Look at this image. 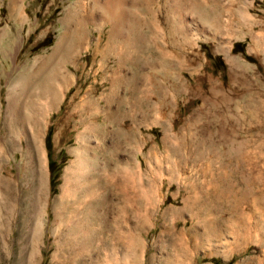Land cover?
Returning <instances> with one entry per match:
<instances>
[{"label":"rangeland","instance_id":"1","mask_svg":"<svg viewBox=\"0 0 264 264\" xmlns=\"http://www.w3.org/2000/svg\"><path fill=\"white\" fill-rule=\"evenodd\" d=\"M104 1L0 0V60L8 65L9 59L46 56L62 35L64 18L75 31L62 45L76 60L62 67L57 105L51 106L50 98L26 97H12L9 107L0 104V264H33V250L35 264H69L75 253L72 264H264V184L244 183L246 178L264 183V67L247 65L245 73L242 68L235 73L216 57L197 67L202 75L195 80L192 66L83 61L90 42L95 48L111 46L105 26L112 3ZM199 1L205 16L213 1H234L237 11L243 0H120L116 25L128 41L138 31L147 37L149 29L162 41L170 18L181 15L180 26L195 34ZM248 4L251 16L264 8V0ZM9 7L18 10L10 16ZM89 12L94 22H85ZM209 44L201 43L207 58ZM242 48L240 42L234 46ZM11 67L13 74V62ZM109 69L119 76L109 75L107 87ZM143 95L146 103H137ZM16 115L23 121L14 122ZM145 124L159 128L138 129ZM243 144L263 155L261 174L248 170L247 158L226 157ZM37 152L40 161L30 162L28 156ZM67 168L74 170L65 185ZM33 169L43 174L44 191L36 190L34 221L24 225L26 202L34 196ZM9 191L13 198L6 201L3 193ZM72 191L77 200L100 203L91 213L104 217L90 221L85 249L75 235V253L63 248L57 231L65 227L54 223L59 197ZM217 191L229 202L215 199ZM194 197L207 204L192 203ZM186 199L191 204H184ZM228 203L232 212L215 210L230 208Z\"/></svg>","mask_w":264,"mask_h":264},{"label":"crops","instance_id":"2","mask_svg":"<svg viewBox=\"0 0 264 264\" xmlns=\"http://www.w3.org/2000/svg\"><path fill=\"white\" fill-rule=\"evenodd\" d=\"M212 3L210 15L205 16L202 11V1L196 5L195 27L198 30L195 31V34H191L186 27H181V15L179 17L175 15L170 18V27L162 36V41L158 33H150L149 28L146 32L147 37L144 36L143 31H138L135 32L137 35L131 36L132 38L128 41L124 35L125 31L120 27L116 25L115 28H110V24L104 25L105 28H108L106 35L112 41L111 46L107 47L108 43H105L104 47L101 45L95 48V45H91L93 42L89 41V45L83 51V56L88 58L82 60H91L96 65L110 67L119 65L137 67L140 65L192 66L196 68L192 73L195 80L201 79L202 75L197 67H202L204 64L211 65L212 60L216 57H221L228 70L235 71V73L240 68L245 73L247 65L264 67V8L262 12L251 16L249 4L247 7L248 0H243L237 11L234 1H228L226 5L220 1ZM215 5L218 10H214ZM203 25L209 29L205 28L204 31ZM91 27L100 33V30H97L93 25ZM114 29L115 31H113ZM203 41L210 43L208 45L210 58L204 57V49L201 45ZM239 42L243 47L241 52L234 50L235 44ZM2 59L0 60V104L3 106L6 104L8 107L12 97L28 99H44L46 97V99H51L49 102L51 106L57 105V99L60 97L64 85L59 78L63 71L62 67L66 64H76L69 48L58 45L56 42L51 45L50 51L43 57L9 59L8 65L4 63L3 57ZM12 62L16 67L13 74L11 73ZM12 75H14V80L11 79ZM104 75L108 81L107 87L110 84L109 75L119 76L112 69H109ZM136 102L145 104L146 97L143 95L140 101ZM34 103L29 101L28 105ZM40 104L43 105V103ZM153 128H159V126L152 124L138 126V129Z\"/></svg>","mask_w":264,"mask_h":264},{"label":"bare ground","instance_id":"3","mask_svg":"<svg viewBox=\"0 0 264 264\" xmlns=\"http://www.w3.org/2000/svg\"><path fill=\"white\" fill-rule=\"evenodd\" d=\"M104 1V0H103ZM123 1V0H122ZM126 1V0H125ZM105 3L107 2L106 5H108V2L112 3V6L111 8L108 7V10L111 9L110 11H108L110 14H108L107 17H109V22L111 27H116V24H117V17H118V14H117V11L115 8H117L120 4V0H111V1H104ZM136 2V0H135ZM103 3V4H105ZM125 3V2H124ZM146 3V1L144 2ZM133 5V4H132ZM122 7V6H121ZM128 7V6H127ZM107 8V7H105ZM130 8V7H129ZM135 8V7H134ZM18 10V8L16 10H12L11 7H9V15H14V13ZM126 10V9H125ZM124 10V11H125ZM70 11V10H69ZM67 11L65 13V17L67 18V13L69 12ZM119 13V12H118ZM123 13V12H122ZM126 13V12H125ZM123 15V14H122ZM128 15V14H127ZM96 16V15H95ZM122 18V17H121ZM69 19V18H68ZM98 19V18H97ZM123 19V18H122ZM95 20V17L93 14H90L89 12V15L88 17L85 19V22H94ZM125 21V20H124ZM98 22V21H97ZM122 22V21H121ZM62 25L64 26L63 28V32H62V35L60 36V38L58 39L57 41V44L58 45H62L64 43H66V39L69 38V35H71V32H74L75 30L73 29V25L72 23H70L68 20H66L65 18L63 19L62 21ZM86 25V24H85ZM75 27V26H74ZM76 28V27H75ZM84 31V30H83ZM115 31V29L113 30ZM84 34V32H83ZM88 34H86V36H83V37H86L88 38ZM58 47V46H57ZM75 47V46H74ZM56 48V47H55ZM55 51H57L55 49ZM36 89V88H35ZM56 96V95H55ZM46 98V97H45ZM12 99V98H11ZM17 107V105H16ZM17 116V115H16ZM14 117V122H22L23 120H21L20 118L17 117ZM104 116V115H103ZM102 116V117H103ZM31 119V123L33 124V126L37 127V119H35V117H31L29 118V120ZM106 123V121H105ZM35 127V128H36ZM260 128V127H259ZM233 129L235 130V127H233ZM106 130V129H105ZM259 130V129H257ZM257 130H255V132H258ZM95 131V130H94ZM205 131V130H204ZM20 134V133H19ZM217 135V134H216ZM36 136V135H35ZM38 141V139H37ZM216 142V140H215ZM36 145H39L38 142L35 143ZM87 145V144H86ZM259 148H263L262 147V144L259 143ZM96 146V145H95ZM247 146L246 144H243V148H238V149H234V148H231L230 151L226 152V157H228V159H232V160H239V159H245L247 158L246 162H248V164L250 165L249 167V171H253V170H256L258 172V174L262 173V168H261V152H258V153H252L250 152L248 149H247ZM82 147V146H81ZM83 147H84V144H83ZM224 148V147H223ZM87 149V148H86ZM90 149V148H89ZM81 150V149H80ZM85 150V149H84ZM38 151H39V148H38ZM82 151V150H81ZM256 151V150H255ZM83 152V151H82ZM87 154V153H86ZM202 157V155H200ZM81 157V156H80ZM78 158V157H77ZM110 158V157H109ZM144 158V157H143ZM0 159H1V156H0ZM28 159L30 160V162H35V161H40V156H39V152L37 153H33L31 154L30 156H28ZM110 161V160H109ZM79 163V162H78ZM209 164V163H208ZM75 165V164H74ZM214 166V165H213ZM74 167V166H73ZM72 167V168H73ZM76 168V167H75ZM205 168V167H204ZM239 168V167H238ZM71 168H67L65 170V185L67 183V180L69 178V176L71 175L70 174V171L71 170H74V169H71ZM78 169H79V166H78ZM208 169V168H207ZM203 170V169H202ZM212 170V169H211ZM240 171H244V168L240 169ZM210 171V170H209ZM32 174L34 175V179L32 181V183L29 185V188H30V197L31 195H34L33 197H31L26 203H27V208L25 209L24 211V225H28V224H31L33 221H34V215H35V211H36V204H37V200H36V196H35V192L36 190L38 191H41V194H43V191H44V179H43V174L42 173H39L38 171L36 170H32ZM72 172V171H71ZM79 172V171H78ZM82 172V170L80 171ZM127 172V171H126ZM205 172V171H204ZM73 173H75L73 171ZM72 173V174H73ZM206 174V173H205ZM114 176V175H113ZM210 176V175H209ZM38 180H37V179ZM262 179V178H260ZM260 179H249L250 180V183H249V180L246 178V180L244 181L245 183V186L249 185V186H252V187H259V186H262L263 181L260 180ZM72 182V180H70ZM75 181V180H73ZM117 183V182H116ZM64 185V186H65ZM75 185V184H74ZM79 185V184H78ZM122 186V184H119ZM229 185H232L231 182L229 181ZM66 187V186H65ZM79 189H80V186H78ZM71 188V187H70ZM68 189V188H67ZM73 189V188H72ZM91 190V189H90ZM61 191H64V187ZM67 191V190H66ZM4 195V198L6 201H9L13 198L12 196V193L9 191L8 193H3ZM94 195V194H93ZM139 195V194H138ZM263 196V195H262ZM261 196V197H262ZM140 197V196H139ZM216 197V198H215ZM215 199H220L222 198L225 202H229V197L227 195H223L221 194L220 192L217 191V193L215 194ZM252 197V196H251ZM263 198V197H262ZM192 203H201V204H207L205 199H203L202 197H194V199L191 201ZM191 202H189L187 199L184 200V204H191ZM210 203V202H209ZM211 204V203H210ZM209 205V204H208ZM229 207L227 209L226 205L224 204V207H221V208H218V209H215L217 211H220L221 213L223 212H232V210L234 209L231 205V203H228ZM100 203H93L91 201H85V200H77L76 197H75V193L72 191L71 193L69 194H62L60 197H59V200H58V206H56V209H55V217H54V223L57 225V226H62V227H65V229H62V230H58L57 231V236L62 240L63 242V248L64 249H67L69 251H73L74 253L77 252V249L75 248V235H79L80 237V240L81 241V245L80 247H82V250L85 249V243L87 242V239L90 237V235L92 236L91 234V231H90V221L92 220H95V221H99V222H103L104 220V217L99 216L98 214L96 216L92 215L91 211H96L101 208L100 207ZM222 206V205H221ZM264 207V205H263ZM130 208L128 206H125L123 207V211L126 212L127 209ZM201 208V207H200ZM199 208V209H200ZM217 208V207H216ZM2 209H4V221L2 223V225H5L6 224V218L8 215H5L7 214V209H6V206L3 204L2 206ZM204 210H208L210 211V209L208 208H202L200 210V212H203ZM196 211V210H195ZM210 214V213H208ZM263 216H264V213H263ZM92 217V218H91ZM95 218V219H93ZM3 219V218H2ZM107 220V219H106ZM93 222V221H92ZM37 223V222H36ZM93 224H96L95 222H93ZM253 225V224H252ZM36 227V226H35ZM58 227V228H59ZM260 228V226H259ZM96 229V228H95ZM234 230V229H233ZM35 233V232H34ZM78 247V246H77ZM79 250V249H78ZM30 255L33 257L32 258V263L35 264L33 261L34 256H35V253H34V250L30 253ZM76 255V253H75ZM73 256V258L69 261V264H72L73 262H75L78 258V254L76 256ZM129 255V254H128ZM133 257V256H132ZM30 258L29 257V261H30ZM177 259V258H176ZM135 260V258H134ZM28 261V262H29ZM24 264V263H23ZM27 264V262H26ZM30 264V263H29Z\"/></svg>","mask_w":264,"mask_h":264}]
</instances>
